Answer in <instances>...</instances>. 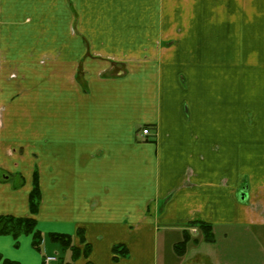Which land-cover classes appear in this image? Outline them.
Here are the masks:
<instances>
[{"label":"crops","instance_id":"obj_1","mask_svg":"<svg viewBox=\"0 0 264 264\" xmlns=\"http://www.w3.org/2000/svg\"><path fill=\"white\" fill-rule=\"evenodd\" d=\"M225 76L230 116L213 83ZM25 140L56 164L53 208L33 215V166L19 192L6 175L33 157ZM0 167V215L71 235L74 264H228L236 247L176 244L194 220L231 228L225 240L264 225V0H0ZM107 173L139 179L98 181ZM33 242L0 235V264L70 262Z\"/></svg>","mask_w":264,"mask_h":264},{"label":"rangeland","instance_id":"obj_2","mask_svg":"<svg viewBox=\"0 0 264 264\" xmlns=\"http://www.w3.org/2000/svg\"><path fill=\"white\" fill-rule=\"evenodd\" d=\"M187 78L181 76L180 80H181V86L179 87V92H181V90L183 88L186 87V83H187ZM241 80H243V78H240ZM213 83L217 84L218 86V91H220L221 93V101H222V106H223V112L226 115H231L232 113V93H231V87L234 86V83L232 84V78L231 77H221V78H213ZM233 81H235V78H233ZM197 85V82L196 84ZM220 88V90H219ZM188 89L186 92L187 93H183L185 96L189 97V100L194 99V96L192 93H188V91L192 90V86L191 83L189 82L188 84ZM190 94V95H189ZM176 99H177V95H176ZM195 100V99H194ZM177 101V100H176ZM187 105V104H186ZM186 105H185V112H187L186 109ZM188 106V105H187ZM143 128H141V131ZM29 135H27L28 137ZM30 137V136H29ZM29 142H31V145H33L34 147H30L29 149H31V153L33 155V157L36 158V161L32 163V156L31 159L29 158L27 161L23 162L21 165L19 163V169H14L11 170V172H8L6 175L10 176V179L7 181L10 189L14 192H19L22 188V186H24L26 184V182H24V178H32V173L28 172V170L30 171L31 167L33 166L32 171H36L38 173L39 176V186L41 188L42 191V199H41V204L44 203V205H40L41 208H43V211L46 212V208L47 210H49V208H53V202L55 199V191H54V181H55V175H56V164H55V155H54V151H53V147L50 148L47 147V156L43 157L42 159H39V157L37 156V154L39 153V151H37V149H40L39 147V142L35 141V140H25V144H28ZM35 152L37 154H35ZM13 166H16V161H13ZM43 170V172H42ZM23 171V172H22ZM6 171H3V169L0 167V182H3V177L5 175ZM25 175V177H24ZM87 176H92V174H83V173H78L77 177L78 178H82V177H87ZM120 178L122 180H125L126 182L131 181L132 179H134L135 181H137L139 179V174L136 173H121V174H109L107 173L105 175V177H101L98 181L104 182V183H111V182H115V181H119ZM34 186V183H33ZM9 196V195H8ZM189 230V234L191 236V242L195 243V241H193L194 239H199V241H201V248L200 251H207L209 252L210 250H213V248L217 247L216 250H220V248H222L223 245H227V246H232V247H236L237 248V253L234 255L236 257L228 260L229 263L228 264H258V260L257 259H252L253 257H258V256H264V237L263 236H259L264 235L263 231H264V225H247V226H243V225H238L235 226L234 228L237 231H244V230H251L253 231L257 236H254L253 239L251 238H246V237H236V238H228L227 240H225L223 238V233L226 231H231V228H227V227H220V228H216L215 229V236L217 239V244L216 246L213 245V242H206L203 239V234L199 231H195L194 229L191 231V229L193 227H191L190 225H187ZM38 229V228H37ZM193 232V233H192ZM48 235H44V241H45V248H48V246H57L59 247V245H55V243L51 242L50 239L47 237ZM215 236H214V240H215ZM191 243V244H192ZM189 246V245H187ZM245 246H249V247H254V249H249V253L246 254L243 251V247ZM194 247V246H193ZM220 247V248H219ZM121 248V247H120ZM219 248V249H218ZM49 250V249H48ZM52 250V249H51ZM50 252V250H49ZM51 253V252H50ZM194 254V253H193ZM118 256L122 255V254H116ZM162 255V253H161ZM195 255V254H194ZM193 255V256H194ZM249 256V257H247ZM213 258L215 259V253L213 255ZM184 260L181 261V264H184ZM206 262V261H204ZM253 262V263H252ZM256 262V263H254ZM260 264V263H259Z\"/></svg>","mask_w":264,"mask_h":264},{"label":"trees","instance_id":"obj_3","mask_svg":"<svg viewBox=\"0 0 264 264\" xmlns=\"http://www.w3.org/2000/svg\"><path fill=\"white\" fill-rule=\"evenodd\" d=\"M34 186L29 195V208L31 214H36L39 211L41 199H42V191L39 186V176L35 171ZM188 225L191 227H197V229L203 234V239L206 242L214 241V231L213 224L204 222L202 220H194L190 222ZM37 220L33 216L27 217H16L13 215H0V235H13L14 237H18L20 234H32L33 235V245L36 249L40 250L42 247V243L44 241V234L39 231L37 228ZM83 233L82 230L79 231ZM48 237L51 242L57 243L61 246L63 250L71 251V260L69 263L63 264H74L75 261L80 256V249H78L74 243L71 235L62 234V233H49ZM191 240V236L187 230L184 231V238L179 243L176 244V252L179 255H183L187 249V245ZM120 245L114 247L115 258L118 259V255L121 253ZM90 250V246L86 245L84 254L88 255ZM3 264H19L18 262L4 260Z\"/></svg>","mask_w":264,"mask_h":264},{"label":"built area","instance_id":"obj_4","mask_svg":"<svg viewBox=\"0 0 264 264\" xmlns=\"http://www.w3.org/2000/svg\"><path fill=\"white\" fill-rule=\"evenodd\" d=\"M143 133H144V134H149V133H150L149 128H145V129L143 130ZM53 260H55V257H47V262H49V261H53Z\"/></svg>","mask_w":264,"mask_h":264}]
</instances>
